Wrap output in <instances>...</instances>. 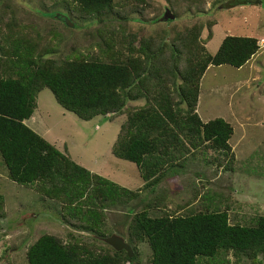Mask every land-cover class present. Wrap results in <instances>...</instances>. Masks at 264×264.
Returning <instances> with one entry per match:
<instances>
[{
	"label": "trees",
	"instance_id": "trees-1",
	"mask_svg": "<svg viewBox=\"0 0 264 264\" xmlns=\"http://www.w3.org/2000/svg\"><path fill=\"white\" fill-rule=\"evenodd\" d=\"M65 1L43 3L46 8L61 3L56 9L68 13L59 14L74 27L64 24L66 30H82L90 42L84 46L86 54L74 47L70 55L57 57L64 39L59 30L22 24L14 12L5 16L3 11L0 30V155L9 179L37 196L39 208L57 204L63 224L71 229L64 237H38L26 251L28 263L128 264L138 261L147 244L150 264H233L232 258L236 264H263L264 216L253 225L232 223L230 206L222 209L229 196L212 190L201 195L206 184L200 178L201 189L176 205L174 210L184 211L177 214L169 210V191L161 186L186 176L183 169L200 152L211 155L203 163L234 170V128L222 118L202 121L197 112L201 83L211 66L244 67L259 52L260 41L227 36L212 55L205 47L212 33L206 40L202 35L213 21L150 36L128 26L132 21L164 23L166 11L175 20L194 13L193 8L206 14L203 0ZM95 21L108 25L96 35L88 26ZM45 89L83 121L125 117L112 154L137 166L142 187L108 179L105 167L93 172L26 124ZM139 101L143 105L129 107ZM199 198L206 203L202 210L193 207ZM214 201L218 205H208ZM11 204L0 195V221L8 218ZM110 211L122 215L111 226ZM115 232L125 237L134 258L104 242Z\"/></svg>",
	"mask_w": 264,
	"mask_h": 264
},
{
	"label": "rangeland",
	"instance_id": "rangeland-1",
	"mask_svg": "<svg viewBox=\"0 0 264 264\" xmlns=\"http://www.w3.org/2000/svg\"><path fill=\"white\" fill-rule=\"evenodd\" d=\"M228 1L231 0H203L206 14H203L204 11L197 14L193 8L194 13L181 15L176 20L170 21L167 18L164 23L147 25L132 21L128 26L134 31L144 29L150 36L166 28L182 31L187 26L197 23L207 25L213 21V28H205L202 35L206 40L212 33V39L205 45L207 52L212 55L217 53L227 36L254 37L262 42L257 56L253 57L250 63L241 69L229 65L211 66L201 83L197 112L202 121L207 123L222 118L234 128V135L230 140L236 154L234 170L225 171L223 168L218 169L214 164L203 163L202 161L205 158L210 159L211 155H203L200 152L197 159H191L183 169V172L186 170V176L161 184L169 191L168 206L171 212L184 214V211L174 209L176 205L184 204L192 198L196 189H201L198 179L200 178L206 184L205 189H201V195L212 190L229 196L228 202H223L222 209L227 204L230 206L232 223L253 225L258 217L264 216V0H243L247 1L246 5L220 8L224 6L221 4ZM216 3L218 5L215 8ZM60 4L46 8L43 0H1L0 30L4 17L14 12L13 15L22 24H34L41 31L59 30L61 38L64 39L55 54L57 57L70 55L74 47L79 53L86 54L84 46H88L90 42L84 37L82 30L68 31L62 21L52 19L60 12L68 15L65 11L56 9ZM61 7H64V4ZM10 8L11 12L8 13ZM135 16L138 17L132 15ZM88 26L96 35L98 29L108 25L95 21L88 22ZM92 52L97 54V49ZM37 103L36 112L26 122L30 128L61 151L68 152L77 163L92 169L93 172L98 173L100 168L103 171L105 167L108 179L111 178L121 185L128 181L132 186H137L135 189L140 188L143 183L138 182L141 179L137 166L117 159L112 154L113 144L125 117L120 116L110 121L101 116L91 122L83 121L63 109L48 89L39 94ZM141 105L143 102L139 101L131 103L129 107ZM198 173L200 175L196 176ZM125 186L129 187L127 184ZM30 193V190L9 179L8 170L0 155V195H6V201L12 203L8 207V218L0 221V264H29L25 256L26 251L38 237L44 233L64 237L66 232L71 230L68 225L63 224L57 204L53 202L39 208V198ZM202 201L203 199L199 198L193 207L204 209L206 203ZM212 203L217 204L216 201L207 204ZM119 214L111 211L108 213L110 226L122 216ZM7 249L9 250L6 251ZM141 251L138 261L128 264H150V247L143 245ZM232 261L236 264L234 258Z\"/></svg>",
	"mask_w": 264,
	"mask_h": 264
},
{
	"label": "water",
	"instance_id": "water-1",
	"mask_svg": "<svg viewBox=\"0 0 264 264\" xmlns=\"http://www.w3.org/2000/svg\"><path fill=\"white\" fill-rule=\"evenodd\" d=\"M239 1H241V3H239ZM236 4H241V5H246L247 1H243V0H231L228 1L224 4V6H220V8H224V7H230V8H234V6H238ZM166 18H170L171 20H174V16L172 14H170L168 11H166ZM56 18L62 22H64L67 26L69 27H73V23L70 21V19L63 15V14H57ZM104 242L111 246L114 250H116L117 252H121V251H126L128 253L129 258H133L134 257V252L132 247L126 242V239L123 235L119 234V233H113L110 237L104 239Z\"/></svg>",
	"mask_w": 264,
	"mask_h": 264
},
{
	"label": "clouds",
	"instance_id": "clouds-1",
	"mask_svg": "<svg viewBox=\"0 0 264 264\" xmlns=\"http://www.w3.org/2000/svg\"><path fill=\"white\" fill-rule=\"evenodd\" d=\"M55 18H56V17H55ZM56 19H57V18H56ZM57 20H58V19H57ZM63 23H64V22H63ZM64 24H65V23H64ZM259 41H260V40H259ZM259 44H260V48H261V46H262V42H260ZM257 54H258V53H257ZM257 54H256L255 56H257ZM255 56H254V57H255ZM126 242H127V241H126ZM128 244H129V243H128ZM129 245H130V244H129ZM132 249H133V248H132ZM133 252H134V251H133ZM134 257H135V253H134ZM134 257H133V258H134Z\"/></svg>",
	"mask_w": 264,
	"mask_h": 264
},
{
	"label": "flooded vegetation",
	"instance_id": "flooded-vegetation-1",
	"mask_svg": "<svg viewBox=\"0 0 264 264\" xmlns=\"http://www.w3.org/2000/svg\"><path fill=\"white\" fill-rule=\"evenodd\" d=\"M239 3H241V1H239ZM236 5H241V4H236Z\"/></svg>",
	"mask_w": 264,
	"mask_h": 264
},
{
	"label": "crops",
	"instance_id": "crops-1",
	"mask_svg": "<svg viewBox=\"0 0 264 264\" xmlns=\"http://www.w3.org/2000/svg\"><path fill=\"white\" fill-rule=\"evenodd\" d=\"M256 57V56H255ZM252 61V60H251ZM250 63V62H249Z\"/></svg>",
	"mask_w": 264,
	"mask_h": 264
}]
</instances>
